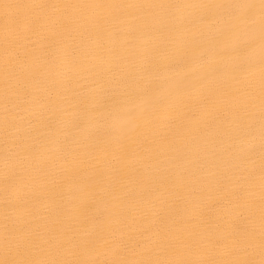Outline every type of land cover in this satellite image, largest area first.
I'll return each instance as SVG.
<instances>
[{"label":"bare ground","instance_id":"6f19581e","mask_svg":"<svg viewBox=\"0 0 264 264\" xmlns=\"http://www.w3.org/2000/svg\"><path fill=\"white\" fill-rule=\"evenodd\" d=\"M261 0H0V262L262 259Z\"/></svg>","mask_w":264,"mask_h":264},{"label":"snow or ice","instance_id":"6c2138e0","mask_svg":"<svg viewBox=\"0 0 264 264\" xmlns=\"http://www.w3.org/2000/svg\"><path fill=\"white\" fill-rule=\"evenodd\" d=\"M261 9L264 13V0H261ZM262 220H264V207H262ZM262 259L259 264H264V224H262V241H261ZM0 264H8V262H0ZM22 264H81V262H59V261H41V262H22ZM113 264H129L127 261H115ZM139 264H165L161 261H145ZM168 264H177V262H168ZM229 264H256L255 261H232Z\"/></svg>","mask_w":264,"mask_h":264}]
</instances>
